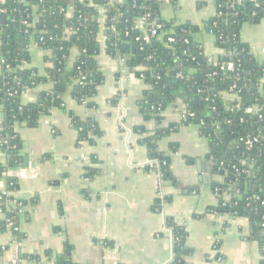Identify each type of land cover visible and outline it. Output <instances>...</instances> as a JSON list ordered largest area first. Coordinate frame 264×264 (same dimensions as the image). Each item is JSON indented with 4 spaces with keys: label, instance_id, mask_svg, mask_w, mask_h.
Masks as SVG:
<instances>
[{
    "label": "crops",
    "instance_id": "obj_1",
    "mask_svg": "<svg viewBox=\"0 0 264 264\" xmlns=\"http://www.w3.org/2000/svg\"><path fill=\"white\" fill-rule=\"evenodd\" d=\"M216 10V0H168L161 15L177 25L193 26L194 40L216 61L224 54L208 30ZM240 37L264 60V18L243 23ZM99 40L96 58L105 82L93 99L96 106L78 103L70 88L64 107L41 115L36 127H16L19 165L0 177V197L10 192L12 200L24 203L15 221L0 208V264H173L175 241L167 217L187 232L185 247L190 252L183 264H264L259 242L250 239L249 219L217 211L220 197L212 185L223 177L215 172L200 126L182 123L186 90L175 92L176 101L166 108L159 126L182 125L157 140L159 149L170 154V168L179 180L174 185L147 168L149 152L142 141L154 135L158 124L145 119L139 108L148 88L136 74L142 67L122 64L107 54L103 33ZM30 52L29 66L46 74L51 52L35 41ZM78 54L77 48L71 50L69 66ZM49 87L46 83L27 90L23 101H37ZM224 98L233 96L224 93ZM72 114L98 123L102 134L94 144L78 141ZM3 119L0 112V124ZM25 158L36 175L27 169ZM7 164L0 149V165ZM11 177L18 188L9 182ZM165 195L169 201L159 210L156 202ZM223 197L231 200L235 194L227 189Z\"/></svg>",
    "mask_w": 264,
    "mask_h": 264
},
{
    "label": "trees",
    "instance_id": "obj_2",
    "mask_svg": "<svg viewBox=\"0 0 264 264\" xmlns=\"http://www.w3.org/2000/svg\"><path fill=\"white\" fill-rule=\"evenodd\" d=\"M230 1L216 0V14L208 22V30L213 32L217 47L227 53L216 63H210L202 53L201 44L192 36L193 26L177 25L162 17L163 0H136L137 6L132 0L124 4H106L107 26L112 28L113 25L115 30L108 29L105 46L108 55L125 59V65L132 69L142 67L136 74L148 88L139 108L145 119H154L158 124L154 135L142 141L149 152L147 168L157 170L163 181L179 185L170 168V154L159 149L157 140L178 129L182 123L198 124L201 134L208 139L215 172L223 177L212 185L221 193L217 211L248 218L250 239L259 242L264 256V60L258 59L240 37L243 23L264 18V0H258V5L238 7V15L227 7ZM68 8L74 9L72 17L62 11ZM148 11L152 16L145 23L146 32L151 34L153 22L162 28L149 41H144L143 33L136 26ZM169 37L173 41H169ZM33 41L51 52L52 65L46 74L29 66ZM73 48H77L79 54L69 66ZM100 50L97 10L86 3L6 0L5 6H0V112L4 116L0 124V149L8 157L7 166L0 165V177L5 170L19 165L17 125L36 127L41 115L64 107V96L70 88L78 103L89 108L96 106L93 99L105 82L96 58ZM227 62L234 63L233 70L221 69ZM179 73L183 78H177ZM46 83L50 87L37 101H23L27 90ZM233 85L236 87L232 88ZM180 89L187 92L186 110L195 116L161 128L164 111L176 101L175 92ZM224 93H234L238 97L226 100ZM116 101L117 98L112 102ZM255 105L261 108L260 113H248L247 109ZM260 114L263 119L259 118ZM72 121L78 130L79 142L94 144L95 138L102 134L93 118L83 119L72 114ZM255 137L258 140L249 145L247 142ZM186 158L193 161L191 157ZM9 182L14 189L18 186L12 177ZM230 187L240 196L225 200L223 192ZM11 200L12 196L2 195L0 208L8 220L15 221L18 209H7ZM168 201L169 196L165 195L162 201L157 200L156 207L162 210ZM166 225L172 230L175 241L173 264H183V256L190 252L185 247L187 232L172 217L166 218Z\"/></svg>",
    "mask_w": 264,
    "mask_h": 264
},
{
    "label": "built area",
    "instance_id": "obj_3",
    "mask_svg": "<svg viewBox=\"0 0 264 264\" xmlns=\"http://www.w3.org/2000/svg\"><path fill=\"white\" fill-rule=\"evenodd\" d=\"M77 2L79 3H86L88 6H92L94 7L96 10H97V20H98V27H99V32L100 33H103L104 35V39L106 40V35H107V31L108 29H112L115 30V27L112 25V28H109L107 26V19L109 18L108 16V7H106L105 5L106 4H109V5H117V4H124L127 2V0H76ZM101 1V2H100ZM102 1H105V3H102ZM129 1V0H128ZM133 1V5L134 6H137V2L136 0H132ZM168 0H163V4L164 3H167ZM253 4V5H258V0H231L227 7H230L231 9H234L235 11L237 10L238 7H244V4ZM6 4V0H0V6H5ZM62 11L65 12V14L69 17H72L73 14H74V9H62ZM149 12V11H148ZM236 14L238 15V12L236 11ZM152 16V14L149 12L147 13L144 17H141L139 18L138 20V23H137V26L136 28H138L142 33H143V39L144 41H149V39L152 37V36H155L157 33H158V29H161L162 28V25L158 24L157 22H153V27L151 29V34H149L148 32H146V28H145V23L146 21ZM112 22V20H111ZM27 23V22H26ZM212 34L213 32L210 31ZM165 34V33H163ZM162 34V35H163ZM102 35V34H101ZM214 36V34H213ZM169 41H173V38L169 37L168 38ZM200 48L202 49V53L205 55V52H204V49L202 47V45L200 46ZM219 48V47H218ZM227 53L224 51V54L223 56H226ZM206 57V55H205ZM207 60L210 62V63H216L218 60L216 61H212L211 59H209L208 57H206ZM119 61H121L122 64H125V59H120L118 58ZM221 69L224 70V69H231L233 70L234 69V63L233 62H227V63H223L221 65ZM177 78H183V75L181 73H179L177 75ZM236 85H233L232 88H235ZM231 94V96H233V99H237V94H234V93H229ZM260 110L261 108L258 107L257 105L255 106H252V107H249L247 109V112L248 113H260ZM182 116H183V120H186L188 117H194L195 116V113L193 112H188L186 110V108L184 109V112L182 113ZM259 118L263 119V115L260 114L259 115ZM258 139L255 137L253 140H249L247 143L249 145H252L253 142H256ZM211 158V161L214 162V159L213 157H210ZM30 169V172L32 173V175H36L37 172L35 171L34 167L32 166L31 163L28 164L27 166V169ZM24 168H21L19 171L23 170ZM10 169H8L7 171H4V175H11V172L9 171ZM244 172H246L247 170H243ZM230 190H232L235 194V196L239 197L240 194L239 192L235 191L232 187L229 188ZM217 192V195H220V191L219 189H216L215 190ZM224 193V192H223ZM4 195H10V192H7L5 193ZM162 195V194H161ZM163 197V196H161ZM226 200V199H225ZM264 204V202H263ZM2 206V202H1V197H0V207ZM22 206V203L20 200H18L17 198L14 199V200H11L10 203L8 204L7 206V209L9 210H13V209H18V212L21 210V207ZM264 227V224L262 225ZM8 227H12V223L9 222L8 223ZM14 229H16L18 231V228L14 227ZM15 230V231H16ZM220 259V258H219Z\"/></svg>",
    "mask_w": 264,
    "mask_h": 264
},
{
    "label": "water",
    "instance_id": "obj_4",
    "mask_svg": "<svg viewBox=\"0 0 264 264\" xmlns=\"http://www.w3.org/2000/svg\"><path fill=\"white\" fill-rule=\"evenodd\" d=\"M24 162H25V164H28L29 163L27 158L24 159ZM209 173H212L211 168L209 169ZM63 264H65V263H63Z\"/></svg>",
    "mask_w": 264,
    "mask_h": 264
}]
</instances>
